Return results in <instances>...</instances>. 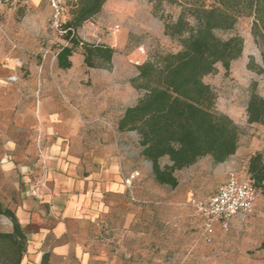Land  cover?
Instances as JSON below:
<instances>
[{"label": "rangeland", "instance_id": "obj_1", "mask_svg": "<svg viewBox=\"0 0 264 264\" xmlns=\"http://www.w3.org/2000/svg\"><path fill=\"white\" fill-rule=\"evenodd\" d=\"M73 1L65 0L66 18ZM196 4L209 7L214 0H106L76 35L83 41L112 47L111 66L86 67L78 49L71 57L73 65L60 69L55 53L66 40L50 28L48 5L42 0H1L0 158L10 156V166L0 163V200L4 205L17 202L9 200L17 197L16 183L22 184L18 168H40L37 160L42 144L37 136L41 129L33 126L32 119L37 118L42 99L58 113L68 109L79 118L87 116L90 108L99 111L100 117L115 120L124 103L139 95L129 89L137 65L180 48L175 38L164 33V24L174 21L182 11L192 22L188 9ZM252 20L244 12L231 29L216 31L220 37L239 35L243 49L227 70L218 64L214 73L203 78L216 94V111L228 115L239 127L235 159L214 164L202 157L176 171L178 184L171 188L153 180L150 163L140 155L136 137H120L114 149L120 170L139 172L132 188L135 200L126 193L120 201L129 202V208L120 205L111 217L94 225L99 231L92 232L97 236L91 238L93 249L99 247L103 252L95 264H264V251L258 248L264 238V200L260 196L256 198L255 217L217 232L210 243L200 239L201 222L188 203L191 197L212 194L227 172L240 170L252 153L264 155V127L248 123L245 112L251 93L264 97L263 57L251 32ZM8 75L17 79L6 83ZM64 82H68L67 87ZM103 104L108 105L104 111ZM128 209L134 213L130 222ZM8 230L10 220L0 215V231Z\"/></svg>", "mask_w": 264, "mask_h": 264}, {"label": "trees", "instance_id": "obj_2", "mask_svg": "<svg viewBox=\"0 0 264 264\" xmlns=\"http://www.w3.org/2000/svg\"><path fill=\"white\" fill-rule=\"evenodd\" d=\"M105 1L74 0L70 5L69 17L63 23L65 32L61 34L66 44L55 53L58 68H70L71 57L78 49L86 67L111 66L112 47L83 41L76 35V30L96 15ZM244 12L253 17L251 32L261 48L264 71V0H214L209 7L196 4L188 9L192 22L182 11L174 21L164 24V33L175 38L180 48L156 54L137 65V74L130 81L139 95L123 109L115 127L119 132L136 133L139 153L150 163L157 184L174 188L178 184L176 171L205 156L219 164L235 154L239 127L228 115L216 111V94L203 78L214 73L218 64L227 70L240 56L242 38L220 37L216 31L231 29ZM245 112L248 123L264 127V97L251 93ZM245 171L256 197L264 200V155H249ZM0 215L11 222L10 231H0V264H21L27 235L15 212L1 200ZM258 248L264 250V238ZM47 256L43 252L40 264H47Z\"/></svg>", "mask_w": 264, "mask_h": 264}, {"label": "crops", "instance_id": "obj_3", "mask_svg": "<svg viewBox=\"0 0 264 264\" xmlns=\"http://www.w3.org/2000/svg\"><path fill=\"white\" fill-rule=\"evenodd\" d=\"M10 77L17 79L16 75H8L6 83L11 81ZM63 84L67 87L68 82ZM129 89L132 94L137 93L132 85ZM136 98L125 102L123 109ZM102 106L104 111L108 105ZM89 110L87 116L77 118L68 109L58 113L56 108L48 107L47 99L38 105L37 118L32 119V124L41 129L37 136L38 143L42 144L37 160L40 168H18L22 184L16 183L17 197L9 200L17 202L8 204L28 238L21 264H40L43 252L48 255L47 264H95V260L103 258V252L99 247L93 249L91 238L97 236L92 232L99 231L94 225L111 217L120 205L130 206L129 202L120 201L127 191L114 149L120 137L130 136L126 134L136 137V133L117 131L116 120L122 111L111 120L108 116L100 117L97 110ZM9 160V155L2 156V167L10 166ZM245 165L237 171L244 172ZM34 183L38 189L36 194H31ZM127 216L130 222L134 213L128 209ZM255 216L254 213L243 219L233 217L226 230L217 224L212 239L217 232L227 231L235 223L247 222Z\"/></svg>", "mask_w": 264, "mask_h": 264}, {"label": "built area", "instance_id": "obj_4", "mask_svg": "<svg viewBox=\"0 0 264 264\" xmlns=\"http://www.w3.org/2000/svg\"><path fill=\"white\" fill-rule=\"evenodd\" d=\"M51 10L49 26L52 30L62 34L65 32L67 7L65 0H42ZM1 3V0H0ZM14 79V77H10ZM121 171V170H120ZM139 172L131 170L121 171V180L131 200L133 195V183L138 178ZM38 186L34 183L30 188L31 194H36ZM256 193L254 187L247 178L246 171L239 172L232 169L227 172L226 179L211 195L206 198L191 197L188 203L193 207L201 220L200 239L205 243L212 241L215 226L218 224L221 230H226L229 221L233 217L245 218L256 212Z\"/></svg>", "mask_w": 264, "mask_h": 264}]
</instances>
